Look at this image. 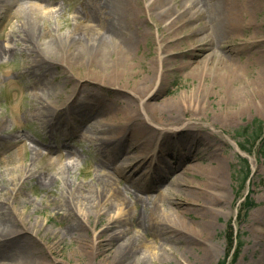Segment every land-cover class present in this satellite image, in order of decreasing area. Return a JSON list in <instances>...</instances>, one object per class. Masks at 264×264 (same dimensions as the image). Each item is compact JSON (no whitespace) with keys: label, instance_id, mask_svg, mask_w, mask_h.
Masks as SVG:
<instances>
[{"label":"rangeland","instance_id":"obj_1","mask_svg":"<svg viewBox=\"0 0 264 264\" xmlns=\"http://www.w3.org/2000/svg\"><path fill=\"white\" fill-rule=\"evenodd\" d=\"M137 1V10L145 13L143 18L145 21L139 29L132 28L126 31L128 37L134 39V47L126 67V77L130 80V85L145 78L153 81L151 95L143 101L134 100L128 115L121 110L129 106L133 87L128 89L125 87V89L117 85H105L95 79L80 84L75 79L66 87L62 85V91L67 92L62 94L61 99L71 97L76 89L84 92L82 86L89 88V91L103 96V103L109 105L108 102H111L115 105L112 109L114 113H111L109 120L114 119L120 123L133 121L134 113L138 112L141 103L149 102L154 96L157 98L151 103L174 99L192 100L189 101V106L183 109L186 110L185 119H189L192 111L205 102L208 107L206 112L197 119L183 122L190 123L194 128L193 131L186 133L194 139L190 141V145L196 143L195 147L198 148L201 156L205 157L204 162L201 159L192 164L189 160L185 162L187 166H196L195 175H190L185 180L197 187L205 185L210 177L208 172L219 164L224 165L226 175L225 188L217 193L223 197L221 202L210 204L205 194H200L199 200L194 198L188 201L178 197L176 202L180 208V216L177 218L171 214L172 221L175 222L171 226L159 227L156 223L153 225L154 216L151 211L154 206L151 203L160 200V194L170 186V179L162 181L152 177L144 179L142 175L145 174L142 173L129 178L130 171L124 169V162L132 152H122L113 161L118 165L120 172L113 174L118 183L117 187L125 192L127 202L130 203V199L134 198L135 194L141 198L152 197L150 201L144 203L147 206L146 210L142 209V203L137 207V212L144 218L145 228L140 230L136 250L127 253V262L130 264H220L225 260L227 264H264V98H259L255 86V81L260 79V73L264 72V0H258V6L255 8L252 19L254 28L247 29L245 24L238 26L236 37L227 36L229 39L224 44H220V47L216 46L217 37L213 34L211 24L204 26L208 20L202 19L199 24H191L187 19L188 13L182 6L185 4L186 9H189L191 2L171 0L168 9L173 17L170 18L166 8L149 10L147 4L151 0ZM84 2L94 7L102 4L103 0H84ZM110 4L118 7L115 0ZM79 7L80 3L77 0L64 1L61 6L54 5L49 8L53 14H49L46 22H49L56 33L65 32L72 28L74 22L72 19L77 15L76 10ZM195 9L198 11L201 6ZM14 12L13 9L6 15L0 13V45L9 44L7 34L11 30L9 27L5 29L9 23L6 20H11ZM60 15L63 16V20L67 19L71 24L70 27H64ZM139 16L143 15L139 12ZM13 23L15 21L11 24ZM101 29L99 26L93 32L101 33ZM203 36L208 42L197 44L198 38ZM204 44L209 47L206 51ZM11 47L18 48L13 44ZM8 59L3 60L7 62ZM206 59L209 60L208 68L202 70V62ZM26 61L27 57L18 53L9 61L10 67L0 64V120L8 121L14 134L22 137L21 144L16 147L0 149V173L3 176V179H0V194H2L0 215L3 214L2 218L6 217L10 225L15 227L12 232L3 236L0 244V264H18L17 262H20L18 260L23 259L21 256H25L13 249L17 237L22 241L25 240L31 255L29 258L39 264H126L122 258L118 256L119 261H117L113 253L107 251L103 240L106 234L111 233H127L121 234L120 242L136 235L137 230L131 226L132 218L135 216L134 205L127 207L129 210L126 209L127 214L124 218L115 222L113 217L116 218V210L120 208L116 202L112 200L109 202L115 206L112 213L103 210L106 203L99 205L93 202L90 216H86L80 199V195H84L86 190H93L96 187L94 184L98 182L94 179L96 154L93 147L85 144L80 136L86 135L93 140V143H99L115 133H107L98 125L93 130L89 129L94 125V116H88L84 120H74L69 124L67 133L75 137L68 139L66 148L59 147V152L51 153L37 165H30L31 149L39 147L45 149L44 145L38 146V144L39 142L48 144L49 141L44 140V137L35 130L29 114L24 112L25 109L29 110L30 95L22 96L28 88L25 90L24 80L17 81L16 77ZM226 61L236 63L235 69L238 71L236 73L230 71L229 63ZM57 72L59 76L56 78V83L62 84L64 72L60 69H57ZM225 77L231 79L227 81L226 87L222 85V81L227 80ZM228 89L233 90L231 91L233 96L239 93L238 100H231L227 96ZM40 96L47 104L54 103L55 94L49 89H42ZM255 101L257 105L248 108L231 124L224 123L220 117L228 108L239 109ZM65 119L68 120L69 115H66ZM255 123L262 124L263 132L252 138L250 136L252 128L255 129ZM166 128L173 130L171 132H181L176 129H181L183 126L169 125ZM202 128L205 129L201 130ZM149 133L147 131L146 134ZM180 135L174 138H179ZM35 139L38 140L36 144L31 142ZM22 140H25L24 143L28 147L23 159L24 166L23 162L19 161L16 165L6 162L9 154L21 148ZM164 141L163 144L169 145L174 154L172 156L177 159L180 148L173 143L174 139ZM207 146L211 149H205ZM68 151H76L78 156L68 155L61 160L60 156ZM141 154H145L144 157H141ZM153 154L154 149H149V144L146 149L134 152V155L145 160L143 163L145 165L152 162L149 157ZM63 166L71 169L70 174L64 177L58 175ZM247 167L250 169V177L243 187L241 181L247 172ZM30 168L36 173L54 174L58 181L55 185L42 189L36 182L38 175H33L27 181L20 180L21 174ZM64 178L69 181L66 186H63ZM127 190L130 193L126 192ZM108 198L109 195L105 194V201ZM158 204L163 210V201ZM250 204L253 206L249 212H246L244 208ZM256 216H260L257 226L253 222ZM150 223L151 229H149ZM255 228L258 229L256 235ZM104 230H107L106 234L102 233Z\"/></svg>","mask_w":264,"mask_h":264},{"label":"bare ground","instance_id":"obj_2","mask_svg":"<svg viewBox=\"0 0 264 264\" xmlns=\"http://www.w3.org/2000/svg\"><path fill=\"white\" fill-rule=\"evenodd\" d=\"M64 1L70 0H0V13L6 15L9 11L15 10L12 13L11 20H6L9 23L5 29L9 27L11 31L7 34L9 38L8 46L0 45V64L5 65L4 67H10L9 61L14 59L18 53L23 57H27V61L24 63L22 70L17 73L18 76L16 77L17 81L20 79L24 80L25 90L28 88L22 96L26 94L30 95L28 103L29 110L25 109L24 112L29 114L35 130L44 137V140L49 141L48 144L39 142L38 146L44 145L45 149H41L40 147L31 149L30 165H37L44 161L51 153L55 151L59 152V147L66 148L68 139L75 137V135L73 136L67 133L69 124L74 120H84L88 116H94V125L89 129L93 130L98 125L107 133H115V135H110L109 137L107 135L106 137L108 138L99 143H93V140L86 135L80 136L85 144L93 147L96 154V174L94 179L98 181L97 184H94L97 188L94 187L93 190H86L84 195H80V199L83 202L84 214L86 216H90L89 213L93 202L99 205L106 203L103 208L106 213H112L115 209V206L111 203L109 204V202L111 200L116 202L120 208L116 210V218L113 217L115 222L124 218L127 214L125 212L127 207L134 205L135 216L132 218L131 226L137 230L136 235L129 236L120 242L121 234L127 233L106 234L105 231L107 230L102 232L106 234V238L103 241L106 243L107 251L109 253L112 252L116 260L119 256L126 264H130V262H127V253L131 250H136L138 236L141 234L140 230L145 228L143 226L144 218L137 212V207L142 203V209L146 210L147 206L144 203L147 200L150 201L152 197L141 198L135 194L134 198L130 199V203L127 202L125 192L116 185L118 183H116L113 173H119L120 169L113 161L122 152H132L126 157L124 162V169H129L130 171L129 178L137 173H142L145 174L142 175L144 179L146 177L156 178L158 181L170 179V186L159 196V199L163 201L164 209L162 210L158 204V202H161L160 200L151 203L154 206L151 211L152 216H154L153 225L156 223L159 227L171 226L175 222L172 221L171 214L177 218L180 216V208L176 202L178 197L190 201L194 198L199 200L200 194H205L207 195L206 200L210 204L221 202L223 197L217 193L225 188V167L223 164L213 166L208 172L210 177L204 183L205 185L199 187L185 180L186 177L195 175L196 168V166H187L185 162L189 160L192 164L199 159L204 162L205 157L201 156L202 154L195 147L196 143L190 145V141L194 139L186 133L193 131L194 128L190 126V123L185 124L183 122L197 119L202 113L206 112L208 107L205 102L202 105L199 104L200 106L192 111L193 116L190 114V118L185 119L186 113L184 112L186 110L184 111L183 109L188 107L189 101L191 102L192 100L189 98L174 99L166 102L151 103L157 98L154 96L150 98L149 102L145 101L141 103L138 107V112L136 111L134 113L135 119L133 121L120 123L114 119L109 120L110 115H112L111 113H114L112 109L115 105L111 102H108L110 106L105 102L103 103V96L99 93L97 95L93 91H89V88L82 86L85 89L84 92H79V89H76L72 93L73 95L71 94V97L64 100L61 99L62 94L67 92L66 90L62 91V85L66 87L75 79L79 83H85L95 79L100 80L105 85H117L118 87H126L127 89L133 87L130 93L129 106L121 110L129 115L134 100L143 101L144 98L151 95L154 85L153 81L151 82L148 78L141 79L138 82H132L133 84L130 85V80L126 77V67L128 66L134 47V39L129 38L126 31L132 28L139 29L140 25L145 21L143 20L145 13L143 14L142 11L137 10V0H115L118 7L110 4L113 0H103L102 4L94 7H91L89 4L87 5L88 2L85 3L84 0H77L80 3V7L76 10L77 15L73 16L72 20L74 22L72 28L59 34L53 30L49 22H46V18H48L49 14H53L49 11V8H52L54 5L61 6ZM185 1L192 3L189 7L190 11L188 8L186 9L185 4L183 6L181 5L188 13L186 14L187 19L190 20L191 24H199L202 19L208 20L204 26L206 27L208 24H211L213 34L217 37L216 46L218 47L229 39L227 36L230 35L232 38L236 37V28L238 26L245 24L247 29L254 28L252 19L255 14V8L258 6V0H176V2L184 3ZM170 2L171 0H151L148 2L147 7L152 11L159 8H166L168 11L166 13L171 18L173 14L168 9ZM135 5L137 6L135 7ZM197 6H201V9L198 11L195 9ZM139 12L143 16H139ZM60 17L63 20V16L60 15ZM13 21L15 23L11 24ZM62 24L64 27H70L71 25L66 18ZM97 26H100L104 32L101 29V33H94L93 31L98 28ZM61 29L63 30L64 28ZM198 39L197 44L208 42L204 36ZM12 44L18 48L14 49L11 47ZM204 48V51L209 49L206 44H204ZM3 59H8L9 61L6 60L7 62H4ZM226 63L229 62L226 61ZM208 64L209 60L206 59L202 62L201 69L206 70ZM235 68H237L236 63L230 62L228 69L236 73L238 70ZM57 69L64 72L62 84L56 83V78L59 76ZM228 77L232 78L230 76ZM225 78L227 80L222 81L224 87L228 85L227 81L231 80L227 77ZM255 86L258 92L257 94L260 95L259 98L263 99L264 72L260 73V79L255 81ZM42 89H49V91L54 93V99L56 101L54 100V103L47 104L46 100L40 96ZM231 91L233 90L228 89L226 91L227 96L231 100H238L239 93H235L236 95L233 96ZM249 103L247 106L240 107L239 109H234V107L228 108V110L226 109L221 113L220 117H222L224 123L231 124L237 117L244 114L248 108L257 105V101ZM66 115H69L68 120L65 119ZM142 118H144V121H142ZM196 121L200 122V120ZM169 125L183 126V128L176 129L181 130V132H171L173 130H167L166 128ZM203 129L205 128L201 130ZM147 131L150 133L146 134ZM178 135H180L179 138L175 139L174 136L177 137ZM21 138L19 135L14 134L8 121L0 120V149L16 147L18 144H21ZM172 138L174 139L173 143L180 148L177 159L172 156L174 154L169 145L165 143L167 147L166 151V147L163 144L165 142L164 140L169 141ZM22 141L21 148L9 154L5 160L6 162H11L15 165L18 161L23 162L28 147L24 143L25 140ZM36 141L38 142L37 139L31 142L36 144ZM148 144L149 149H154V154L149 157L152 159V162L145 165L143 164L145 160L141 158L145 154L137 157L134 155V152L146 149ZM205 149L210 150L211 147L207 146ZM68 155L76 157L78 153L76 151H68L63 153L60 159L63 160ZM169 158L171 161H169ZM22 165L24 166V162ZM125 166H128V168H125ZM70 172L71 169L68 166H63L61 173H58V175L64 177L69 175ZM33 175H38L36 182L42 189L55 185L58 181L57 176L55 177L54 174L36 173L32 168L22 173L20 180L26 179L27 181ZM0 179H3L2 173H0ZM62 181L63 186H66L69 182L67 178L62 179ZM171 187L172 189H170ZM126 192L129 191L127 190ZM105 194L109 195L106 201ZM2 217L3 214L0 215V244H2L3 236L12 232L15 228L10 225L6 217ZM259 220L260 216L254 217V225H259ZM151 228L152 224L150 223L149 229ZM254 230L256 235L258 229L255 228ZM15 241L16 246L13 249H16L21 255L24 254L26 256H21L23 259L18 260L20 261L17 262L18 264H39L32 258H29L31 255L25 244V240L22 241L17 237Z\"/></svg>","mask_w":264,"mask_h":264},{"label":"trees","instance_id":"obj_3","mask_svg":"<svg viewBox=\"0 0 264 264\" xmlns=\"http://www.w3.org/2000/svg\"><path fill=\"white\" fill-rule=\"evenodd\" d=\"M249 131H250V129H249ZM249 131H248V132H249ZM262 132H263V126H262V124H261V123H258V125H257V124L255 123V129L252 128V135H251L250 137L253 138V136H254V138H255V136H259L260 134H262ZM255 140H257V138H256ZM255 140H254V141H255ZM249 177H250V169H249V167H247V172H246L245 176L243 177V179H242V181H241V182H242L241 186L244 187V186L246 185V183H247ZM252 206H253L252 204L246 206V207L244 208L245 211H246V212H249ZM220 264H227V261L224 260V261H222Z\"/></svg>","mask_w":264,"mask_h":264}]
</instances>
